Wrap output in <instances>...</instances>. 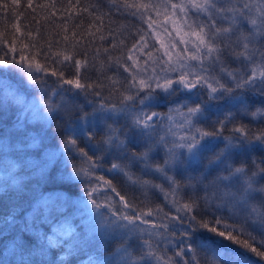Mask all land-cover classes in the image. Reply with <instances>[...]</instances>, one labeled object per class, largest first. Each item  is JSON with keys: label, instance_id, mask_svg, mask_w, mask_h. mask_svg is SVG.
<instances>
[{"label": "snow or ice", "instance_id": "1", "mask_svg": "<svg viewBox=\"0 0 264 264\" xmlns=\"http://www.w3.org/2000/svg\"><path fill=\"white\" fill-rule=\"evenodd\" d=\"M110 2L117 4L118 0ZM19 3L20 0H11V4L5 0L0 4V9H14ZM32 6V0H28L27 7ZM120 6L135 9L131 14L139 15L142 21L149 12L159 17V9L163 8L165 22H171L173 31L170 32L167 23H163L162 31L166 40L160 39L159 33L155 31V22L149 16L146 22L150 31L140 34L131 48L127 49L126 60L123 56L115 59L108 57L109 66L114 63L117 70L122 68L127 74L123 91L122 82L117 77H107L111 92L120 96L119 103L106 104L101 101L91 113H84L79 119L87 121L90 117L94 121H103L106 129L101 141L103 150L108 154L115 152L117 160L128 156V165L112 163L107 169L109 173L123 176L131 185L150 186L164 191L162 185L133 175L131 163H140L142 172L158 173L168 183L170 191L165 193V199L171 207L167 212L160 206L137 210L136 205L117 190L112 179L94 175L103 166L102 158L89 155L84 148L78 147L76 138L70 135L62 142L64 150L78 152L86 163V166L80 167L73 165L71 175L85 183L83 191L91 202L88 211L95 213L96 223L90 225L88 220L81 219L80 225L85 229L81 233L78 231L80 225H75L73 219L66 215L65 207L56 205V200L63 198L45 197L40 207L33 210L34 218L39 216L40 223L49 225L52 233H39L40 239L45 241L39 247L40 254H45L49 248H61L66 255H72L89 245L97 234L105 238L118 234L124 241L119 248V259L124 264H198L192 254L197 248L206 247L197 241L203 230L229 240L244 250L235 258V264H253L248 252L264 258V251L254 246L259 243L264 247V241H257L248 231L251 225L254 231L264 233V185L259 183L264 180V158L259 162L251 158V167L247 160L238 166L227 161L234 154L249 156L253 151H264V130L252 133L246 125L234 124L230 129L232 135L224 136L226 126L233 123L236 116L231 111L223 112L218 106L216 112L223 119L218 117L211 121V102L225 100L227 105L236 107L244 104L243 95L235 94L239 90H256L264 95V0H180L178 3L165 0L161 4L128 3L123 0ZM83 11L87 12L88 9ZM20 31V27L15 26V32ZM63 39L66 47L62 51H52V44L49 43L47 51L42 46L31 53L36 45L24 43L18 58L8 55L17 53L16 40L9 42L4 39L0 43L8 45V53L0 56V66L18 67L21 71L27 69L25 75L32 84L39 82L34 74L45 73L56 77L61 87L70 86L69 90L76 94L100 97L102 93L97 89L104 86L88 83L84 75L90 69L95 70V66L90 62L87 50L81 46L80 39L75 33L71 42L67 35ZM100 39L105 40L106 37L101 35ZM157 42L159 47H156ZM121 46H124V40L118 43L114 40L111 45L113 48ZM26 51L31 54H24ZM103 51L108 53L109 49ZM99 53L100 49L97 48L95 55ZM41 55L45 58V64L37 59ZM226 56L238 67L230 68ZM63 67L74 70L71 78L59 70ZM201 92L207 94V100L196 103L194 107L184 101L170 107L167 114L144 110L153 103H159L160 99L167 100L177 93L199 98ZM17 102L24 103L19 98ZM43 103L47 112L53 111L47 101ZM182 108L187 110L181 111ZM206 112L208 115H205ZM173 113L181 117L183 122L176 124ZM245 115H251L253 119L264 118V109L258 108ZM121 116L125 119V125L114 127ZM165 117L169 123L162 126L161 120ZM109 119L113 120V124L107 123ZM209 121L213 128L211 131L202 126ZM158 129L164 134L159 135L155 144L148 143L147 150L139 155L135 152L128 155L129 145H139L141 140L152 141ZM70 130L86 135L89 142L94 140L91 130L85 132L79 125ZM169 136L173 138L170 144L167 139ZM158 146L166 149V159L162 165H153L150 153ZM92 148L94 152L101 150L95 144ZM206 152L215 153L209 160V166L220 169V174L208 184H203L206 177L186 176L181 183L175 176L167 174L179 168L178 174L184 175ZM182 165L186 166L180 167ZM93 180L96 186H91ZM197 185H202L204 196L196 195ZM101 188L114 196H106L103 202H99L95 194ZM182 192H191L192 195L185 199L180 195ZM224 211L228 212L227 220L241 223H227L224 216L216 215ZM209 215L213 217L214 223L207 218ZM244 236L247 239L240 238ZM15 251V248L10 250V254H15ZM211 251L213 255L209 264L225 259L220 256L219 250ZM169 252L172 254L168 255ZM89 264H96L92 257L89 258ZM99 264L109 262L105 260Z\"/></svg>", "mask_w": 264, "mask_h": 264}, {"label": "trees", "instance_id": "2", "mask_svg": "<svg viewBox=\"0 0 264 264\" xmlns=\"http://www.w3.org/2000/svg\"><path fill=\"white\" fill-rule=\"evenodd\" d=\"M5 0H0V4ZM11 4V0H7ZM123 0H118L117 4H112L110 0H32V8H28V0H20L19 5L14 9L10 7L8 10L0 9V41L7 39L11 42L16 40L17 53H8V45L0 43V56H4L8 53L9 56L16 55L17 58L20 53V49L24 43H34L36 48L31 49V53H35L37 49L43 46L44 51H47V45L52 44V51H62L65 49L66 44L63 39L65 35L69 37V41H72L73 33L80 39V44L88 52L90 62L94 64L95 70L90 69L84 75L87 77L88 83H99L104 87L97 89L101 91V96L96 97L92 94L85 95L83 93L76 94L75 91L69 90L70 86L64 85L61 87L57 82V78L47 75L45 73L34 74L38 83L32 84L28 81L27 76L23 74L24 69L21 71L18 67H5L0 66V141H9L8 144H12V148H9L8 154L4 157L10 162L9 169L5 168L3 160H0L3 166L0 171V264H89V258L92 257L96 264L100 261H108L109 264H124L119 259V248L124 242L119 238L117 234L114 237L105 238L97 234L91 241V243L72 255H66L65 251L61 248H49L43 255L40 254L39 247L45 243L40 239L39 233L43 232L47 235H51L50 226L41 224L38 220V224L31 222V228L35 231L26 230L24 222L32 221L34 219L32 215L23 216L19 214L18 209L21 211L26 210V205L35 204V208L40 207V202L45 197H61L63 199L56 200V205H63L66 209V215H69L75 225H80L81 219L88 220L90 225H94L96 221H90V217L87 214L85 206L91 207V202L88 201L87 196L83 189L85 183L71 175L73 165L80 167L86 166L85 161L80 157L76 151H65L63 140L70 136L68 128H73L75 125L81 126L89 131L90 126L98 125L103 126V121H94L90 117L87 121L80 120L79 117L84 113H91L93 108L96 107L101 101L104 103H119L120 96L118 93H112L110 88V82L107 77H117L121 82V91H123V83L126 82L127 74L123 72V69L117 70L114 63L109 66L108 57L113 59L123 56L126 60L127 49L131 48L132 44L136 42L140 34L150 31L148 29L147 20L149 16L151 20L155 22L154 27L156 33H159L160 37L163 35L162 24L167 23L168 30L173 31L171 22H165L164 9L160 8L161 15L157 17L154 12H149L145 15L144 20L140 19L139 15L133 16L131 13L135 9H127L121 5ZM128 3H152L161 4L165 0H127ZM172 3H178L180 0H171ZM87 8L85 12L83 9ZM170 11V10H169ZM15 26H19L21 31L15 32ZM97 29H100L97 31ZM247 31V29H245ZM30 34V35H29ZM94 34V35H93ZM106 37L105 40H101L100 36ZM174 35V33H173ZM117 43L120 40H124V46L111 47L113 41ZM150 40V44H151ZM156 47H159V43H156ZM179 47V45H178ZM99 48L100 53L95 55V50ZM108 48L109 52L104 53L103 49ZM27 51L24 54H31ZM82 58V57H81ZM37 59L42 64H45L44 56H38ZM228 60V66L230 68H236L238 65ZM142 62V61H141ZM59 67V66H57ZM65 72L66 76L71 78V74L74 70L70 67L59 68ZM82 82H85L82 80ZM26 83H29L26 85ZM232 86V85H229ZM91 92V90H89ZM41 93L43 95H41ZM20 95V97L18 96ZM236 95H243L244 104L231 107L225 103V100L212 101L211 110L213 115L211 121H215L218 117L223 119L222 115L216 112V108H219L223 112L231 111L235 114L236 119L233 123L228 124L224 130V136L232 135L230 129L234 124L246 125L252 133L264 130V118L257 117L253 119L251 115H245V113L255 112L256 109H264V95H261L256 90H239ZM41 101H47L52 106L53 111L47 113L46 125L41 126L40 122H35L26 118L20 111V108L27 106L28 98L37 97ZM22 99L23 104L18 103L17 100ZM199 101L187 100L188 106H195L196 103L207 100V94L201 92ZM51 99L52 102L49 100ZM181 99H188V96L183 93H177L174 97H169L167 100L160 99L159 103L153 106H148L144 110L146 112H160L167 114L170 107H175L176 103H179ZM226 99V98H225ZM49 101L51 103H49ZM160 101H162L160 103ZM185 101V100H183ZM185 111L187 109H181ZM205 115H208L206 112ZM211 121L203 124L207 130L211 131L213 128L210 126ZM108 124H113V120H107ZM166 117L161 120V125L166 126ZM125 125V119L121 116L118 123L113 126L120 128ZM67 126V127H66ZM92 131V130H91ZM106 134V129L103 128L99 134L94 133V140L89 142L87 136L80 137L79 135H72L77 140V145L80 148H84L89 155L95 157H101L102 167L95 171V176H104L105 179H112L113 184L121 194L126 195L130 202L134 203L137 210H146L148 208H156L160 206L165 212L169 211L164 206L165 193L169 190L165 186L166 181L156 180L155 173L142 172L139 168H135L137 164L131 163L130 171L135 177H139L141 180L150 181L152 184L162 185L164 191L158 188L141 187L139 185L129 184L123 176L116 175L115 173H109L107 169L112 163L119 162L124 165L130 163L128 156H125L121 160H117L116 153L108 154L103 150L101 141ZM163 131L158 129L157 135L152 141L145 142L141 140L139 145H129L128 155L132 152L137 155L147 150L148 143L155 144L159 135H163ZM79 136V137H77ZM61 137V139H59ZM49 140L48 143L43 145V148L48 149L46 153L48 156L55 158L58 164V157L64 158V167L60 171H56L53 174L54 166L50 167L48 159L43 156V164L47 166L37 173L36 168H31L29 159H40L44 150H37L43 139ZM123 138V137H122ZM11 139L14 140L11 142ZM44 139V140H45ZM59 139V140H58ZM168 142L171 143L169 138ZM100 146L101 150L95 151L92 145ZM11 146V145H10ZM9 146V147H10ZM223 145L221 144V148ZM163 146L154 148L153 152L160 154L159 157L150 156V161L153 165L162 164L166 156L164 151L166 149ZM57 150V151H56ZM257 151L253 154L252 158H255L258 162L261 158H264V151ZM213 152H206L203 154L200 164H208V159L204 158L210 156ZM257 153V154H256ZM163 155V159H161ZM214 156V155H213ZM211 156V157H213ZM245 155H233L235 160L234 166H238L239 163L246 161ZM249 159V158H248ZM251 160V159H249ZM34 162V161H33ZM249 167L251 165L248 163ZM198 164H193L188 168V172L191 174L200 171ZM50 167V168H49ZM49 168V169H47ZM52 172V173H51ZM60 176L56 179V174ZM63 173V174H62ZM169 176H175L178 181L183 183V175L177 172L167 173ZM217 176V175H216ZM215 174L210 176L206 183L212 181ZM162 179L163 177L160 176ZM50 183V184H49ZM196 183L195 180L192 181ZM261 185H264V180H260ZM168 184V183H167ZM91 186H96V181H92ZM211 191L209 192V194ZM199 190L197 185V196H204ZM96 198L99 202H103L106 196H114V194L107 192L101 188L96 194ZM180 195L188 199L191 192H182ZM170 208V206H169ZM14 213L12 210H14ZM33 209V210H34ZM8 210H11L8 211ZM43 211V209H40ZM101 211H106L102 209ZM217 216H224L227 223L239 224L241 221L227 220L228 212H217ZM12 216V217H11ZM21 217L22 219H19ZM95 218V213L93 216ZM200 218V217H198ZM210 221H213V217L207 216ZM9 219V220H8ZM24 220V221H23ZM26 222V223H27ZM28 224V223H27ZM84 227L80 225L78 231L84 232ZM223 230V229H220ZM201 235H198L197 241L206 245L205 248H197L192 257L198 262V264H209L211 259L210 255H213L212 249L219 250L220 256L225 257V261L229 263L235 262V258L239 253L244 251L239 245L234 244L229 240H225L222 237L217 236L214 233L201 230ZM235 235V233H233ZM241 239H247L240 237ZM261 240V238L256 237ZM252 243V241H249ZM220 244V245H217ZM222 247V248H219ZM260 251H264V247H261L259 243L255 244ZM134 247V245H133ZM227 247V248H225ZM16 249L15 254H10V250ZM172 253L169 252L168 255ZM249 257L253 261V264H264V258L257 257L254 253L248 252ZM116 259V260H115ZM213 264H217L215 261ZM223 264V263H221Z\"/></svg>", "mask_w": 264, "mask_h": 264}, {"label": "rangeland", "instance_id": "3", "mask_svg": "<svg viewBox=\"0 0 264 264\" xmlns=\"http://www.w3.org/2000/svg\"><path fill=\"white\" fill-rule=\"evenodd\" d=\"M174 1V0H173ZM162 30H161V28H160V32H161ZM160 39H162V40H166V36H165V33H163V35H162V37H160ZM26 73V71H24L23 72V74H25ZM29 83H26V85H28ZM0 87H1V85H0ZM41 95H43L42 93H41ZM18 96L20 97V95L18 94ZM200 97V96H199ZM192 99V101L193 100H196V101H199V99L200 98H197V97H195V96H193V97H191V98H189L188 97V99H181V101L179 102V103H176V105L177 104H180V103H182V102H184L183 100H185V101H189V100H191ZM28 102H27V106H23L22 108H20V111L24 114V116H26V118H29V120H31V121H35V122H40L41 123V126L42 127H44L45 125H46V120H44L45 119V117L47 118V113H51V112H47L46 110H45V105H41V101L39 100V98H38V96L37 97H30V98H28ZM51 102H52V100L51 99H49ZM49 101V103H51ZM162 101H160V103H161ZM43 103V102H42ZM154 104H156V103H153V104H151L150 106H153ZM174 107V106H173ZM192 107H194V106H192ZM183 109H186V108H183ZM182 111V110H181ZM186 111V110H185ZM212 111V110H211ZM172 115H174V117H175V122H176V124H179V123H182L183 121H182V118L181 117H179L178 115H176L175 113H173ZM168 120H167V124H166V126L168 125ZM75 126H77V125H75ZM74 126V127H75ZM67 127V126H66ZM104 127L103 126H98V125H93V126H90V128H89V130H92V132L93 133H97V134H99V132L103 129ZM71 127L70 128H68V130H69V132H70V134L71 135H74V136H76V135H79L80 137H84V139H85V135H82V134H80V132L79 131H77V132H72L71 130ZM84 131H86V129L84 128ZM88 131V130H87ZM79 136H77V137H79ZM170 140H171V142H172V140H173V138L171 137V136H169L168 137ZM45 139V138H44ZM43 139V141L40 143V145H39V148H37V150H44L43 151V153L41 154V158L40 159H33V158H31V159H29V161H30V163H31V168H36L37 169V173H39L42 169H44L47 165L46 164H44V165H42L43 164V156L45 157V158H47L48 159V162H49V165H50V167L53 165L54 166V169L52 170L53 171V174H54V172H56V171H60V169H63V167H64V158L62 157H58V164L55 166V164L57 163L56 161H55V158H53V157H51L50 155L48 156V154L46 153L47 151H49L48 149H46V148H43V145H45L46 143H48L49 142V140L47 141V139H45L44 140ZM59 139H61V137H59ZM58 139V140H59ZM14 140H12L11 139V142H13ZM223 145V144H222ZM220 147H221V145H220ZM157 148V147H156ZM165 150V149H164ZM57 151V150H56ZM256 151H253V152H251L250 153V155L249 156H246L245 158H246V160L248 161V163L251 165V160H249V159H251L252 157H253V154L255 153ZM164 153H165V156H166V151H164ZM257 153H261L260 151H257ZM256 153V154H257ZM213 155H215V153H212L210 156H207V158L205 157L204 159L205 160H207L208 159V164H204V163H202V164H200V160L202 159V157L200 158V160L198 161V162H195V163H193V164H198V166L197 167H200L201 169H200V171H197V173H194V174H191V173H189L188 171H187V173H185L184 175H183V178H184V180H185V177L186 176H192V177H196V178H201V177H206V179H204L203 180V184H208V182L206 183V180L210 177V176H212V175H214L215 174V176L216 175H218V174H220V169H217V168H214V167H210L209 166V160L210 159H212L214 156ZM243 154H241L240 156H242ZM150 156H152V159L151 160H153L154 159V156H157V157H159L160 156V154H158L157 152H152V153H150ZM211 156H213V157H211ZM249 158V159H248ZM161 159H163V155H162V157H161ZM166 159V158H165ZM34 161V162H33ZM3 162H4V164H5V168L6 169H9L10 167H9V165H10V162L7 160V159H4L3 160ZM151 163L152 162H154V161H150ZM228 163H233V164H235L236 162H235V160H234V158H233V156L232 157H230L229 158V160L227 161ZM258 162V161H257ZM164 162H162V164H163ZM0 164L2 165V163H1V161H0ZM133 164H135V163H133ZM161 164V165H162ZM192 164V165H193ZM66 165V164H65ZM186 165H182V166H180V167H185ZM49 167V168H50ZM223 166H221V168H222ZM49 168H47V169H49ZM135 168H139V170L140 171H142L141 169H142V165L141 164H137L136 166H135ZM179 172V168H177V169H173V170H170V171H168L169 173H171V172ZM52 173V172H51ZM150 173H152V172H150ZM57 176H56V179H54V181H53V183L54 184H56L55 183V180H57V178H59L60 176H62V175H59V173H55ZM63 174V173H62ZM155 176H156V180H161V181H165L163 178L161 179L160 178V174H158V173H155ZM183 180V181H184ZM181 181V180H180ZM50 184V183H49ZM261 185V184H260ZM165 186L167 187V188H169V185L166 183L165 184ZM198 188H199V190H201L202 191V193L204 192L203 191V188H202V185H198ZM170 191V189L167 191V192H169ZM211 191V190H210ZM2 194H0V196H1ZM171 197H169V199H170ZM164 206L166 207V209L167 210H169L170 208H169V204H168V201L164 198ZM86 207V210H87V214H88V216L90 217V215H92L93 216V213H90L89 211H88V209H89V206H85ZM171 207V206H170ZM35 208V204H33L32 203V205H26V210L25 211H21V209H18V212H19V214H21L22 215V217L25 215V216H27V215H32V213H33V209ZM16 209H14V210H12L13 211V213H14V211H15ZM8 211H10L11 212V210H8ZM90 217L91 219H90V221H92V219H93V221H95V218L94 217ZM12 217V216H11ZM19 219H22L21 217H19ZM9 220V219H8ZM38 220H40V217L39 216H35V218L32 220V221H26V222H24V224H25V226H26V230L27 229H29V228H31V222H34V223H36V224H38ZM24 221V220H23ZM248 231H250V232H252V234L255 236V237H259V238H261V240H258L257 239V241H264V233H262V232H260V231H254L253 230V228H252V226L251 225H249L248 226ZM112 238V237H111ZM243 238H247L246 236H244ZM199 243V242H198ZM217 245H220V244H217ZM221 246V245H220ZM219 246V248H222V247H220ZM225 248H227V247H225ZM228 249V248H227ZM119 255H120V253H119ZM212 258V255H210L209 256V259H211ZM116 260V259H115ZM217 264H221V263H223V264H229V263H227L226 261H225V259L224 260H216L215 261ZM88 263H89V261H88ZM231 264H235V262H231Z\"/></svg>", "mask_w": 264, "mask_h": 264}, {"label": "bare ground", "instance_id": "4", "mask_svg": "<svg viewBox=\"0 0 264 264\" xmlns=\"http://www.w3.org/2000/svg\"><path fill=\"white\" fill-rule=\"evenodd\" d=\"M8 142L9 141H0V160H3L6 154L9 152V148H12V144H8ZM2 169L3 166L0 164V171H2Z\"/></svg>", "mask_w": 264, "mask_h": 264}]
</instances>
